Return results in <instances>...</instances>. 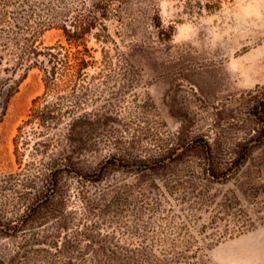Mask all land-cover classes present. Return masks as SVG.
<instances>
[{
	"label": "rangeland",
	"instance_id": "1",
	"mask_svg": "<svg viewBox=\"0 0 264 264\" xmlns=\"http://www.w3.org/2000/svg\"><path fill=\"white\" fill-rule=\"evenodd\" d=\"M79 1L61 3L74 6ZM104 1L115 11L103 18L106 30L99 32V40L93 35L96 29L86 35L97 60L89 73L100 71L103 55L111 65L86 79L94 90L87 109L96 111L99 121L84 135L90 148L82 154L85 199L77 196L80 187L69 178L66 188L75 202L69 208H77L78 218L86 222L83 228L97 244L106 240L111 264L113 257L125 259L130 252L139 258L142 247L159 258L175 257L161 264H264V220L254 217L240 232L213 237L217 227L210 216L216 209L208 205L210 197L218 201L236 188H264V148L225 181L207 180L184 154L167 158L157 169L147 161L167 148L180 153L181 141L238 142L249 137L254 111L264 105V0ZM153 7L163 29L150 19ZM41 39L45 45L64 40L55 26L45 29ZM43 90L42 71L29 69L0 120V206L9 212L16 202L14 190L26 187H5V182L30 177L6 178L19 172L12 138L31 100ZM258 170V181L247 177ZM198 194L204 204L197 203ZM263 200L261 194L248 203L239 195L240 207L253 216ZM232 226L222 220L218 228ZM80 240V248L90 243ZM45 247L35 244L41 251L28 264H45ZM15 252V240L0 235V260L9 263ZM23 259L22 253L15 256L16 261Z\"/></svg>",
	"mask_w": 264,
	"mask_h": 264
},
{
	"label": "trees",
	"instance_id": "2",
	"mask_svg": "<svg viewBox=\"0 0 264 264\" xmlns=\"http://www.w3.org/2000/svg\"><path fill=\"white\" fill-rule=\"evenodd\" d=\"M56 1L58 4L55 0H0V120L29 69L37 67L42 71L44 87L42 94L31 100L12 138L19 172L6 178L10 180L22 174L30 177L24 182L7 181L4 184L5 187L21 185L26 188L14 190V210L9 212L4 204L0 206V235L13 238L16 251L9 263L0 260V264L35 261L41 251L34 248L35 244L46 245L45 264H84L87 259L88 264H111V253L105 251L106 240L97 244V240L91 238L93 234L83 228L86 222L78 218L77 208H69L70 203L75 202L66 187L69 178H74L80 187L77 188V196L85 199L87 190L83 187L87 172L82 154L90 148L85 146L84 135L99 121L97 112L87 109L93 101L94 90L86 79L100 76L111 65L107 55H103L100 71L90 74L89 69L96 65L97 60L85 40L93 29L97 30L93 35L99 40V32L106 30L103 18L115 10L104 0H80L74 6L62 4L64 0ZM149 9L153 24L163 29L157 9ZM52 26L62 30L64 40L45 45L41 37L44 30ZM254 116L256 123L246 132L249 137L243 141L192 139L184 144L179 138L182 143L180 153L176 154L175 148H167L159 156L148 158V167L160 168L167 158L184 154L195 160L199 173L207 180H228L239 173L256 151L264 148L263 104L256 107ZM260 173V170L254 175L247 173V177L256 182ZM236 189L237 192L230 190L218 201L214 196L208 200V205H215L216 209V213L210 216V224L217 227L213 237L240 232L253 223L254 217L264 220V200L256 208L254 216L239 204V195L253 203L261 194L264 195V188ZM196 198H199L197 203H205L199 194ZM49 220L52 222L46 227ZM222 220L233 225L231 230L218 228ZM81 237L90 240L84 248H80ZM140 251L139 258L132 252L125 259L115 256L112 264L145 261L161 264L175 259L167 254L162 258L156 257L143 247ZM30 252L32 254L27 255ZM20 253L24 255L21 262L15 260Z\"/></svg>",
	"mask_w": 264,
	"mask_h": 264
},
{
	"label": "bare ground",
	"instance_id": "3",
	"mask_svg": "<svg viewBox=\"0 0 264 264\" xmlns=\"http://www.w3.org/2000/svg\"><path fill=\"white\" fill-rule=\"evenodd\" d=\"M244 249V248H243ZM262 250V249H261ZM245 255V254H244ZM263 255V254H262ZM240 257V256H239ZM238 257V258H239ZM230 258V257H229ZM232 259V258H231ZM234 259H235V257H234ZM240 260V259H239ZM251 260V259H250ZM257 260V259H256ZM229 261H231V260H229ZM258 261V260H257ZM243 262V261H242ZM256 262V261H255ZM238 263V262H237ZM245 263V262H244Z\"/></svg>",
	"mask_w": 264,
	"mask_h": 264
}]
</instances>
